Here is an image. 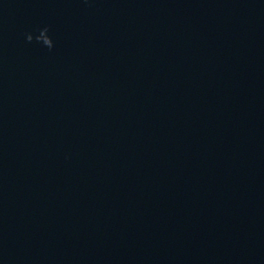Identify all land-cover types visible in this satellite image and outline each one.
Masks as SVG:
<instances>
[{
	"label": "water",
	"instance_id": "95a60500",
	"mask_svg": "<svg viewBox=\"0 0 264 264\" xmlns=\"http://www.w3.org/2000/svg\"><path fill=\"white\" fill-rule=\"evenodd\" d=\"M0 264H264V0H0Z\"/></svg>",
	"mask_w": 264,
	"mask_h": 264
}]
</instances>
